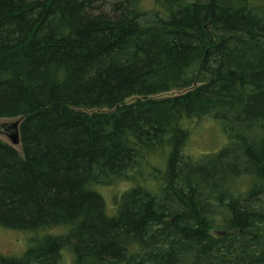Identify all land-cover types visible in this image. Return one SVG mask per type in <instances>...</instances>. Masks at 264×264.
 Wrapping results in <instances>:
<instances>
[{
	"label": "trees",
	"instance_id": "obj_1",
	"mask_svg": "<svg viewBox=\"0 0 264 264\" xmlns=\"http://www.w3.org/2000/svg\"><path fill=\"white\" fill-rule=\"evenodd\" d=\"M95 1L0 0V113L25 109L31 115L24 129L26 162L0 145V225L38 232L47 229L50 220H73L77 228L70 238L76 241L73 250L78 264L119 258L137 240L145 250L148 247L147 258L153 262L177 264L184 257L188 260L180 264H210L214 259L208 252L210 244H201L199 238L205 221L200 217L205 206L199 199L206 189L196 182L208 178V170L209 174L221 171L226 163L217 171L212 166L206 172L191 169L199 176L189 174L181 185L195 187L188 190L191 196L182 199V208L174 215L158 214L157 203L136 189L130 209L126 206L106 218L94 191L105 174L132 159L126 145L143 126L148 134L164 131L145 142L143 154L148 166L159 164V182L174 186L176 193L178 152L203 126L205 110L216 107L237 117L242 126L253 120L263 123L264 11L255 16L246 7L237 8L241 0H212L188 8L179 5L168 20H139L125 13L114 19L94 15ZM157 1L156 9L168 13L181 0ZM209 15L217 26L228 28L226 35L258 33L259 46L234 37L211 41L201 29ZM190 59L194 67L183 69ZM199 72L209 74L211 81L195 92L162 103L146 99L147 91L164 87L170 79L184 83L196 80ZM128 97L142 104L119 106ZM67 103L112 104L92 105L86 115ZM152 105L158 112L145 113ZM99 108L115 109L107 115ZM165 121L170 122L163 127ZM220 124L227 138L236 134L235 124ZM254 157L247 166L264 171V151ZM232 178L227 189L242 193L247 182ZM250 206L230 202L221 207L220 216L233 224L236 234L259 233L262 227L250 223ZM46 236L42 235L38 251L0 264H29L28 258L36 264H56L60 245ZM227 251L239 262L234 264L252 261L232 245Z\"/></svg>",
	"mask_w": 264,
	"mask_h": 264
},
{
	"label": "rangeland",
	"instance_id": "obj_2",
	"mask_svg": "<svg viewBox=\"0 0 264 264\" xmlns=\"http://www.w3.org/2000/svg\"><path fill=\"white\" fill-rule=\"evenodd\" d=\"M45 1L47 0H27L29 3H43ZM209 1L212 2V0H181L179 4H173L171 8L172 12L164 13L156 9L155 3H158L157 0H96L94 5L97 8L94 9L93 12L94 15H108L112 18L114 17V19H118L125 13L128 14L129 17L135 16L139 20H143V18H150L151 20L152 18L168 20L172 17V14L177 13V9L180 6L188 8L195 2L207 5L205 2ZM215 1L222 3L225 0ZM240 6L251 10V13L256 16L264 11V0H241L237 3V8L242 9ZM201 29L205 35L209 36V39L214 42L218 40H229L234 37L236 39H243L252 46H259L258 33L246 32V35H242L240 32L232 31L234 34L226 35L224 31L228 30V28L217 26L211 15L203 21ZM223 33H225V35ZM260 44L264 46L262 42H260ZM190 62V64L184 65L183 69L193 68V63H195V61H191L190 59ZM210 81L211 76L209 74L203 75L202 72H199L196 80L184 83L180 80L176 81L170 79L164 87L155 89L154 92V89L152 91H147L148 93L146 94H149L150 97L146 99L151 98L153 102L157 101V103H162L159 101H167V99L172 100L181 97V95H186L189 92L193 93ZM155 92L158 94L154 95L156 94ZM128 98L124 99L119 106H124L125 108L136 105L137 108L142 104L139 100L135 101L131 100L130 97ZM67 104V106L73 109H83L82 111H84L86 115H88V113L85 112V110L91 108L93 105ZM110 105L102 103L93 106L108 107ZM99 109H104L101 110V112L108 115L110 112H113L115 108ZM158 110L156 106L152 105L151 108L148 106V110H146L145 113L153 115L157 113ZM203 113L206 116L204 121H201L203 122V126L192 135L187 145L178 152L176 164L177 176L175 180V186L179 191H177L178 193H174V186L170 188L159 182L158 176L160 166L158 163H153V165L149 166L145 163L143 154L145 142L149 139L162 136L164 133V131L160 130H152V133L149 134L144 133L149 130L145 126H143V130L139 133V136L126 145L130 149L132 159L124 167L118 170H111L105 174L100 180L102 184L99 185V188H97L98 190L94 192L97 193L96 195L102 202L103 213L106 218L107 216L113 217L117 215L119 211H121L122 208H126V206L127 210L130 209L131 199L134 197L132 192L136 189H139L142 195L147 196L146 198H148V200L152 199L157 203L156 212L158 214L174 215L176 211H180L182 208V199L191 196V191L188 190L195 187V185L191 184V188L184 186V189L181 183L184 184L189 180V174L192 178L194 177L193 174L196 177L199 176L193 173L195 171L191 172L190 170L200 167V171L206 172V168L212 166L211 168L215 167V171H217L220 169L219 166H221L220 164H222V162L226 163L221 171L209 174L208 170L206 173L209 175L207 176L208 178L204 179V177H200L198 178L200 180L196 182L199 183L197 185L201 190H203V188L206 189L201 199H199V201L201 200V205L205 206L204 209L201 207L202 214H200V217H202V215L205 217L202 231L203 237H199L201 240L200 243L206 244L209 242L210 244L208 245V252L214 255V259L210 264H234L236 261H233L231 253L227 251V246L230 245L239 251V254L244 252L250 257L252 261L248 264H264V171L256 170L251 166L248 167L246 164L248 161H251L252 157H260L264 151V120L261 125L260 123L255 124L254 121L256 120H253L249 122V124L242 126V122L239 123L237 117L229 115L227 112H221V110L216 107H211ZM30 116L29 112L25 113V109L15 113H0V145L12 150L15 153V157L24 162L27 160V145L25 142L24 129L26 123H28L26 122L28 120L27 117ZM166 122L167 121L163 122L161 125L166 127L170 121ZM220 122L227 125L230 123L235 124L236 134L227 138ZM7 123H16L18 133L16 143H13L12 139L2 130V124ZM220 148L223 149V151ZM212 152H214V155H212ZM183 164H186V168H184ZM229 176H232V179H240L241 181L247 182L245 183L242 193H237L230 188L227 189ZM213 183L215 185H211ZM83 188L89 192L85 185ZM230 202H238L241 206L244 203L252 204V206L247 208V210L251 212L249 220L253 225H260L262 227L261 232L259 231V233H257L258 231H250L244 234H236L233 231V224L229 223V221L225 222L220 216L221 207ZM72 221L73 220H50L46 223L48 225L47 229L38 232L29 230L24 231L23 228L17 226L1 224L0 262L5 260L13 263L14 261H19V259L22 260V257H24L27 251H33L32 253L38 251L40 249L42 235L47 234L46 237L58 240V246L60 245L55 258L56 264H78V262H75L77 253L73 250L76 241L70 238L77 228L76 224H74L75 222ZM156 223L160 224V222ZM194 225L196 227L195 222ZM161 228H163V224ZM143 247H145L143 242L137 240L133 244V247L125 248L124 255L116 259L107 260L103 264H161L148 259V247L146 250ZM187 260L188 259L184 257H180L177 264L184 263ZM25 261L29 264H36V262L30 258Z\"/></svg>",
	"mask_w": 264,
	"mask_h": 264
},
{
	"label": "water",
	"instance_id": "obj_3",
	"mask_svg": "<svg viewBox=\"0 0 264 264\" xmlns=\"http://www.w3.org/2000/svg\"><path fill=\"white\" fill-rule=\"evenodd\" d=\"M2 130L12 139L13 143L17 142L18 133L16 129V123L2 124Z\"/></svg>",
	"mask_w": 264,
	"mask_h": 264
}]
</instances>
